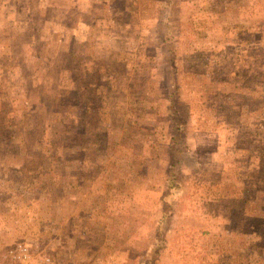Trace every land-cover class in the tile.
<instances>
[{
    "label": "rangeland",
    "instance_id": "obj_1",
    "mask_svg": "<svg viewBox=\"0 0 264 264\" xmlns=\"http://www.w3.org/2000/svg\"><path fill=\"white\" fill-rule=\"evenodd\" d=\"M258 27L264 0H0V109L17 124L0 146L23 142L0 147V264L18 244L33 264H264ZM41 48L51 65L22 66ZM63 136L76 161L52 163Z\"/></svg>",
    "mask_w": 264,
    "mask_h": 264
},
{
    "label": "trees",
    "instance_id": "obj_2",
    "mask_svg": "<svg viewBox=\"0 0 264 264\" xmlns=\"http://www.w3.org/2000/svg\"><path fill=\"white\" fill-rule=\"evenodd\" d=\"M172 1V0H171ZM238 6L240 8V15L243 14V12L246 10V8H244V4H240L238 2ZM239 8H237V10H239ZM24 10H21L20 9H17V12L20 14V15H24L25 12H23ZM170 19H172V15H170L169 17ZM167 21V20H166ZM170 21L166 22V24L170 25ZM255 31V30H254ZM256 33V37L254 38L252 45H253V53H254V76L256 78H260V82L264 81V57H262L263 55H258L257 54V51L259 52H264V28L263 30L260 29V27L257 28V30L255 31ZM45 42V41H43ZM49 42H48V46H49ZM39 45V43H38ZM47 46V47H48ZM46 49V50H45ZM21 57V63L22 65L26 66V69L29 68L31 65H40L44 62L43 58H45V60L48 62L47 64L51 65L50 63H53L54 62V59L50 60L49 58L51 57L49 52H48V49L47 48H41L40 51L36 52L35 49L34 51H31L29 54H27L26 56L25 55H22L20 56ZM37 57V58H36ZM34 59V60H32ZM31 60L33 62H31ZM59 70V69H58ZM59 71H63V70H59ZM71 73V71H70ZM75 73V72H74ZM72 78V81H74L75 84H78V77H73V74L71 76ZM173 94L172 96H170V99L172 100L174 97V99L176 100L177 97H179L178 95V92L177 90L175 89L174 91H172ZM26 93H27V98L29 99V96L30 94L28 93V88L26 90ZM174 95V96H173ZM31 97H30V101H31ZM29 101V102H30ZM0 104L3 103L2 100H0ZM177 102V101H176ZM3 104H6V103H3ZM171 105H174L175 102L171 101L170 102ZM5 113V111H2L0 109V119L2 117L3 118V121L2 123H0V132H3L2 135L4 136H8L7 140H10V139H14V136H16V132H17V124H14L12 121H15L14 120V117H12L13 115L11 114H7ZM180 115V116H179ZM10 118L12 119L11 120V124L9 125H6L4 124V120L6 118ZM179 117L182 119L180 121ZM259 117H262L264 118V108H261L259 110V112L257 113V118ZM172 121H173V127L175 128V130L177 131L176 135H174L173 137V141H172V144H171V149H172V153H173V156L174 158L176 159L175 162H174V166H176L180 161L181 159H179V152H180V148H181V145H182V142L179 140V135L178 133L181 135V131H182V121H185L183 117H181V114H180V111L178 109H176L175 111H173V114H172ZM64 139H62V143L60 144V146H55L50 147L48 148V150L46 152H49L50 155H48V159L53 163V160L54 156L52 152H54L56 149H57V153H60V151L62 150L63 152L66 151V152H69V154L66 156L65 154L62 156V158L64 160H66L67 158V162H71L73 160L76 161V151H78V144L76 142V139H69V138H66L63 136ZM19 145V146H18ZM18 145H14V142L11 141V144L10 143H4V146H0L2 148V150H8V151H11L12 150V147H19L20 149L23 147V142H21V140L18 142ZM48 145V144H47ZM45 145V146H47ZM47 148V147H45ZM54 150V151H53ZM62 152V154H63ZM78 158V157H77ZM175 175L176 173L174 171L170 172V175H169V181H170V184H166V188L168 190V192H172V189L177 186L176 184V181L175 180ZM172 177V178H171ZM167 211L163 212L162 214L165 215ZM159 241V242H158ZM156 244L153 245V249L156 251L155 252V255L156 257L159 256L160 252H161V249L163 247V239H159Z\"/></svg>",
    "mask_w": 264,
    "mask_h": 264
},
{
    "label": "built area",
    "instance_id": "obj_3",
    "mask_svg": "<svg viewBox=\"0 0 264 264\" xmlns=\"http://www.w3.org/2000/svg\"><path fill=\"white\" fill-rule=\"evenodd\" d=\"M31 251L25 244H18L10 251L11 262L9 264H33ZM41 264H48L46 261Z\"/></svg>",
    "mask_w": 264,
    "mask_h": 264
},
{
    "label": "crops",
    "instance_id": "obj_4",
    "mask_svg": "<svg viewBox=\"0 0 264 264\" xmlns=\"http://www.w3.org/2000/svg\"><path fill=\"white\" fill-rule=\"evenodd\" d=\"M20 64H21V63H20ZM22 66H24V65H22ZM25 67H26V66H25ZM64 71H67V70H66V69H64ZM64 71H63V73H64ZM63 73H62V74H63Z\"/></svg>",
    "mask_w": 264,
    "mask_h": 264
}]
</instances>
